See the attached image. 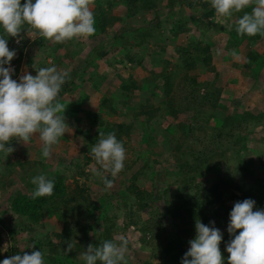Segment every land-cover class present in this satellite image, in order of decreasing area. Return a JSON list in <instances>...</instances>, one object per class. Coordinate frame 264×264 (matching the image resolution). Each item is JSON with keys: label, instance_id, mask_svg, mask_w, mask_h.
<instances>
[{"label": "trees", "instance_id": "16d2710c", "mask_svg": "<svg viewBox=\"0 0 264 264\" xmlns=\"http://www.w3.org/2000/svg\"><path fill=\"white\" fill-rule=\"evenodd\" d=\"M21 2L23 3L24 0H21ZM89 2L95 16L96 32L94 35L105 33L108 28L123 20L119 15L114 14L115 8L119 5L126 9V18L129 21L149 12H154L155 17L152 22L140 27L130 26L126 23L127 28L121 31L122 37H120V34L115 37L116 42H124L122 48L126 50L125 60L129 63L131 69H142L146 63L143 55L131 52L135 49L146 48L147 42L152 40L155 33L163 37L162 26L164 23L169 24L171 36L180 39L178 46L174 49L178 62L176 72L169 73L167 69H164L160 75H154L152 82L148 81V84L145 82L141 87L138 86L135 80L130 79L128 81L123 76H116V79L121 83V91L124 93L123 97L125 99H130L134 92L144 90V88L149 90L152 97L164 99L170 123L165 128L167 133L173 132L172 129L175 127H182L184 135L177 138L168 133L169 136L167 135L165 139V146L170 152L169 156L174 161V169L179 177L176 181L178 192L169 194L170 191L165 190L164 195L161 196L159 193L139 188L137 181L140 179L141 173L145 169H149L151 163H156V161H148L141 170H135L137 163L134 162L129 166H125L117 177H109L113 179L114 184H117L118 180H122L119 183L120 188L124 189L123 194H125L122 201L129 208V213L124 216V219L119 218V216L111 219L106 215L103 218L97 216L98 212L102 210L100 204L103 200L99 202L93 200L91 186L87 183L80 184L78 178L74 180L75 187L69 186L67 185L69 176L63 172L55 170L53 175L47 174L55 181L54 192L51 196L36 199H33L31 195L34 185L28 184L25 193L18 188L22 183L13 173L6 177L0 176V185L7 189L11 198L10 211L15 214V218H11L13 227L1 228L0 243L5 238L8 239L9 236L13 239L14 234L33 233L34 225L44 223L48 227L47 234L36 233L30 244L24 248L10 249L5 253L4 258L23 254L24 252L30 253L34 250H41L44 253L45 264H83L80 258L81 253L87 250L88 245L99 246V243L103 240L118 242L116 235L122 232L121 234L124 237H128V233H132L131 230H136L140 235L139 242L143 246L151 248L152 258L157 259L158 264H180L185 252L188 250V241L195 237V222L197 219L205 225L209 224L210 221H214L215 227L219 225L218 229L228 226V217L232 208L225 207L226 197L236 202L252 199L256 202V208L264 209V186L251 185L247 187L238 184L230 174L233 167L231 168L232 164L229 163L231 155L232 157L236 155V157L241 158L243 151L248 149L246 144L248 136L242 130H245L246 126L252 122L257 124L262 122L264 116H259V119L248 112L249 115H244L241 117V121L235 124V121H231L230 117L223 119L218 117L217 113L220 112L216 111L217 113L210 115L205 113V108L209 104L214 109L222 106V104H219L221 101L220 92L224 88H227V90L232 88L230 85L219 86L220 73L213 64V46L206 38L202 39L204 36L206 37L212 27L210 23L204 22V19H213L217 16L215 10L211 7L210 0H105L104 6L99 5L98 0H89ZM253 6L254 0L247 8L240 11L239 17L245 11L250 12ZM181 10L196 11L201 14V17L199 15L196 17L178 16L177 14ZM128 31H132L134 36L126 37ZM195 31H199L200 38L195 36ZM25 32L22 30L20 34L23 37L20 44H18L20 55L24 53L28 42L24 37ZM229 35V51L230 53L235 52V56L240 53L242 44H250L251 46L259 43L264 38L259 34L239 36L235 30L231 31ZM16 40V37H8L11 45H14ZM35 44L41 49L52 48L53 57L62 48L61 44L53 45V47L48 40L42 37ZM164 50V47L161 48L162 52ZM158 53V51H153L152 54ZM104 56H106L105 53H98L95 58L100 59ZM230 57L234 56L229 54L228 58ZM30 62H28V65H30ZM65 62L64 56H58L54 64L59 68ZM93 63L94 61H90L88 67ZM14 64L16 69L13 78L17 77L21 71V59L14 60ZM233 66L242 75L252 76L257 81L264 70V58L256 51H249L247 61L239 65L235 63ZM199 68L206 73H212L213 78L203 79L202 76L191 74ZM178 75L182 76V84L185 82L184 85L188 89V91L185 90L187 93L185 104H179L180 91L182 90H179L180 87L176 83ZM82 85L81 83L76 86L74 81L67 79L62 86L58 99L61 100L64 95ZM150 85H152V88H150ZM202 89L206 90V94L201 95ZM84 100L90 103V108L87 111L88 116L86 117L87 125L85 124L87 127L82 123L77 125L67 121L72 111L75 113L80 110L78 105L69 103L64 113L66 123L71 128L69 129L70 132L65 133L64 136L68 134L71 138L83 139L80 145L81 160L74 166L78 177L88 176L89 174L86 175L85 170L94 165H97L98 170L102 171L91 155V147L98 142L100 133L106 135L114 132L117 139L122 141V134H129L133 130L132 123L113 124L103 117L101 114L103 108L108 113L117 115L113 102L108 98L100 102H94L91 96H85ZM140 108L139 112L134 115L135 118L142 117L144 119H140L142 124L147 122V124H143L145 126L144 139L145 141L148 139L155 142V137L152 135L153 130L150 129L148 123L155 118L161 109L155 107L145 108L143 105ZM186 113H190V116H192V119H196V122L198 119L207 118L208 116L207 122L210 123V126H203L200 129V137L194 135L195 125L180 126L176 124L180 117ZM88 126L90 129H88ZM93 129L98 131L94 136H92ZM30 142L35 143L33 144L35 147H39V153L37 151H26L25 157L20 160L21 163H17L19 168L33 169L34 162L39 164L40 159V166L44 164L40 155L41 144L38 134L34 135ZM123 144L125 147L124 142ZM13 145L14 142L11 141L9 146L13 147ZM233 151L235 155H233ZM11 167L15 168L16 164L12 163ZM11 167L8 166V168ZM208 171L215 172V177L209 183L203 181L197 183L196 176ZM233 171H235V168H233ZM96 173L97 171L93 172L94 176H97ZM182 176H188V178L183 179ZM102 185L104 186L103 182ZM188 192H193V194L187 196ZM127 200L131 202V205ZM159 200H163V202L160 203ZM110 206L105 205L103 208H105V211L110 208L113 209ZM135 206L138 207V211L134 210L133 207ZM130 208L132 209L130 210ZM144 212H148L147 219L143 218ZM116 219L121 220L116 222L114 221ZM100 221L104 222L101 229L97 228V222ZM221 233L223 239L219 247L225 264H227L228 253L225 251V244L231 237L228 233L222 231ZM128 240L130 241V239ZM69 243H72L73 249L65 255L63 252ZM146 264L151 263L146 262Z\"/></svg>", "mask_w": 264, "mask_h": 264}, {"label": "rangeland", "instance_id": "374dc122", "mask_svg": "<svg viewBox=\"0 0 264 264\" xmlns=\"http://www.w3.org/2000/svg\"><path fill=\"white\" fill-rule=\"evenodd\" d=\"M98 1L99 5L104 6L105 0ZM114 14L119 15L123 20L115 23L111 28H108L105 33L93 35L92 38L89 37L88 39L77 38L62 43L48 40L49 44L52 46L59 44L62 45L59 53L55 54V58L53 57L52 48L46 47L41 49L37 47L35 42L38 41L40 37L36 35L35 32H32L30 37H28L25 32L24 37L28 42L22 55L19 54V45L17 43L14 45L9 44L10 49H15L17 51V55L12 61L19 58L21 59V75L25 71L30 72L32 75H36L35 71H37V69L40 67L55 65L56 57L64 56L66 62L58 69L67 70L70 77L68 79L74 81L76 86L81 83L83 84L79 88L67 93V95H64L60 100L65 107H67L69 103H73L80 107V110L75 113L72 111L71 115L68 116L67 121L77 125L82 123L87 127L86 117L88 116L87 111L88 108H90V103L84 100L85 96H91V99L94 102H100L101 100L108 98L113 102V107L117 111V115H112L103 108L101 110L103 117L113 124H133V130H131L129 134H122V141L125 143L126 149L125 166H129L136 162L135 170H141L148 161H156V163H151L149 169H145L141 173V176L139 177L140 179L137 181L139 188L149 192L159 193L161 196L164 195L163 193L165 190L170 191L169 194H176V192H178V184L176 181L179 177L174 169V161L169 156L170 152L165 146V139L169 134L174 135L177 138L184 135L182 127H175L172 129L173 132H168V134L165 128L170 125V123L169 118L167 117L168 110L164 104V99L152 97L147 88L136 91L130 99H125L123 97L124 93L121 91V83L116 79V76H123L128 81L130 79L135 80L138 86L141 87L145 82H147V84L148 81L152 82L154 80V75H160L164 69H167L169 73L176 72L178 62L177 57L175 56L177 54L174 49L178 46L180 39L171 36V33L169 32V24L164 23L162 26V31H164L163 37H160L155 33L152 40L147 42L148 44L146 48L135 49L131 52H134L133 54L139 53L140 55H143L146 62L142 69H131L129 63L125 60L126 50H123L122 48L124 47L122 46L124 42H116L115 37L119 36L118 34L122 37L121 31L127 28L125 25L126 23L130 26L140 27L152 22L155 14L154 12H149L129 21L126 18V9L122 7V5L115 8ZM177 15H183L186 17H196L199 15V17H201V14H198L196 11L188 10H181ZM239 15L240 12H234L229 17L217 15L213 19H204V22L210 23L212 27L206 37L204 36L202 38L209 40L213 46V64L220 73L219 86L224 87L225 85H230L232 87L229 90L224 88L223 91L220 92L221 101L219 104H222V106L214 109L211 107V104H209V106L205 108V113L210 115L220 112L217 113L218 117H221L222 119L230 117V120L235 121V124L241 121V117L244 115H249L248 112H251L254 117H258L259 119V116H264V70L261 73L260 79L256 81L252 76L246 77L242 75V73H240L239 70L234 69L235 67L233 66L235 63L239 65L247 61L249 51H256L264 58V38L259 43L251 46L250 44H242L240 53L237 56L228 58L230 54L228 44L229 34L231 31L235 30V23L239 18ZM194 34L198 38L201 37L199 31H195ZM130 36H134L132 31L126 33V37L129 38ZM182 44H184V42H182ZM163 47L165 48L164 52L161 51V48ZM153 51H158L159 53L153 55ZM98 53H105L106 56L96 59L95 57ZM90 61H94V63L90 64L88 67ZM28 62H30V65H28ZM191 74L202 76L203 79L210 77L213 78L212 73H206L200 68ZM176 83L178 87H180L179 90H182L180 91L181 97H179V104H185V101H187L186 91H188V89L184 85L185 82L182 84V76L178 75ZM150 88H152V85H150ZM204 94H206V90L202 89L201 95ZM212 99L214 100L213 97ZM142 105L145 108L155 107L161 109L155 118L148 123L150 129L153 130L152 135L155 137V142H151L148 139L145 141V126L143 124H147V122L142 124L140 121L142 117L135 118L134 114L139 112ZM190 115V113L183 114L176 124L180 126L195 125L194 135L200 137V129H202L203 126H210V123L207 122L208 116L207 118L203 117L202 119H198L196 122V119H192V116ZM88 129H90L89 126ZM242 131L248 136L246 140L248 149L243 151L241 158L236 157L233 151L235 157H232L231 155V161L229 163L232 164L231 168H235V171H233L232 168L230 174H232L233 180L242 186H264V120L258 124L252 122ZM69 132L70 131H68V133ZM96 133H98V131L93 129L92 136ZM16 141L17 142L13 146L14 151L7 156L8 158L6 156L3 157L6 164L11 161V163L16 164V167L8 168V166L5 165L0 166V176L4 177L5 174L8 176L13 173L22 183L18 187L21 191L26 193V186H28V184L33 185L30 182L31 177L41 172L53 175L55 170H57L69 176L67 181V185L69 186L75 187L74 180L75 178H78L80 184L87 183L92 187L93 200L97 202L103 200L100 204L102 210L98 212V217L103 218L104 215H106L111 219H114L115 216L124 219V216H127V213H129V208L126 207L122 201V198L125 197V194H123L124 189L119 186V183L122 180H118L117 184L113 183L110 189L105 190V187L102 185L101 177L99 175L94 176L95 174H93L94 171H98L97 165L88 167L85 170V174H89L88 176L78 177L76 175V168L74 166L81 160L82 154L80 145L83 141L82 138H71L68 134L61 137L58 143L54 146L51 157L48 159L42 158V162L44 163L42 166L47 167L40 166V159V163L37 164L34 162V167L30 170L29 168H19L17 163H21L20 160L25 157L26 151H37L39 153V147H35V145H33L35 143L32 142L24 144L18 140ZM4 171L6 172L5 174H3ZM104 175H107V173H104ZM214 177L215 172L213 171L202 172L200 175L196 176L197 183L202 181L204 183H209ZM182 178L185 179L188 178V176H182ZM0 186V201L1 203H4L3 208L0 210L1 230L2 227H13L11 218H15V214L10 211L11 202L8 200L10 195L7 189L2 185ZM192 194L193 192H188L187 196H191ZM127 201L129 202V205H131V202L129 200ZM159 202L162 203L163 200H159ZM108 203L113 209L109 207L110 209L105 211L103 206H109L107 205ZM234 203H236L235 200L228 197L225 198L226 208H232ZM133 208L135 211L139 210L136 206ZM131 209L132 208H130V210ZM147 213L148 212L143 213V218L147 219ZM121 219H116L114 221L117 222V220L120 221ZM103 225L104 222H97V228L101 229L103 228ZM44 226V223L34 225L33 233L22 232L18 235L14 234L13 239H11L10 236L8 239L5 238L0 244V261L5 259V253L10 249L16 247L24 248L26 245L30 244L32 241L31 239L34 238L36 233L47 234L48 227ZM218 227L219 225L217 228ZM131 231L132 233H128V237H126L127 240L130 239V241L128 240V251L126 252L128 264H146V262L158 264L159 261L152 258L151 248L143 246L139 242V233H137L136 230ZM220 231L228 233L227 226L220 228ZM121 233L116 235L117 241H119V237L123 236Z\"/></svg>", "mask_w": 264, "mask_h": 264}, {"label": "clouds", "instance_id": "9594fccd", "mask_svg": "<svg viewBox=\"0 0 264 264\" xmlns=\"http://www.w3.org/2000/svg\"><path fill=\"white\" fill-rule=\"evenodd\" d=\"M252 2L210 0L216 14L224 17L240 12ZM22 30L28 37L35 32L56 43L87 39L96 32L95 16L89 0H24L23 3L21 0H0V159L14 151V147L9 146L11 141L27 144L36 134L41 144L40 155L48 159L59 139L71 129L64 115L67 107L58 99L62 86L70 77L67 70L52 65L40 67L36 75L25 71L13 78L16 66L14 69L11 62L14 64L12 60L17 51L9 48L8 37H16L15 44H19L23 39ZM235 32L239 36H264V0H254L251 11L243 12L236 20ZM230 54L236 55L235 52ZM91 155L102 169L96 174L101 176L105 190L110 189L113 179L109 177H117L125 167L123 142L114 132L100 133ZM30 182L35 186L31 193L33 199L51 196L54 192L55 181L46 173L31 177ZM3 206L4 203L0 204V210ZM227 232L231 237L225 244L227 264H264V209L256 208L254 200L234 203ZM195 233L188 241V250L180 264H225L219 247L223 235L215 222L205 225L197 219ZM72 249L69 243L63 253L67 255ZM127 251L128 240L121 236L118 242L103 240L99 246L88 245L81 259L83 264H128ZM0 264H45L44 253L34 250L16 254Z\"/></svg>", "mask_w": 264, "mask_h": 264}, {"label": "crops", "instance_id": "0c3cea01", "mask_svg": "<svg viewBox=\"0 0 264 264\" xmlns=\"http://www.w3.org/2000/svg\"><path fill=\"white\" fill-rule=\"evenodd\" d=\"M6 157H7V156H6ZM7 158H8V157H7ZM10 162H11V161H10ZM10 162H9V163L7 162V166H9V167L12 166V163H10ZM4 163H5V162H4V159H3V158L0 159V166H2V165H6V163H5V164H4ZM18 169H19V168H18ZM19 170H20V169H19ZM15 171H16V170H15ZM5 173H6V172L4 171L3 174H5ZM6 176H7V175L5 174L4 177H6ZM0 189H1V186H0ZM0 192H1V190H0ZM0 196H1V193H0ZM10 199H11V198H9L8 200L10 201ZM10 202H11V201H10ZM0 204H2L1 201H0ZM7 211H8V210H7ZM12 212H13V211H12ZM0 221H1V220H0ZM0 244H1V243H0Z\"/></svg>", "mask_w": 264, "mask_h": 264}, {"label": "built area", "instance_id": "2783aa9c", "mask_svg": "<svg viewBox=\"0 0 264 264\" xmlns=\"http://www.w3.org/2000/svg\"><path fill=\"white\" fill-rule=\"evenodd\" d=\"M11 65L14 67V69H15V65L11 62Z\"/></svg>", "mask_w": 264, "mask_h": 264}]
</instances>
